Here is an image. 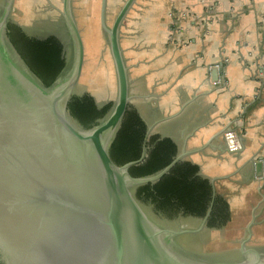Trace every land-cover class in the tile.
<instances>
[{"label": "water", "instance_id": "obj_1", "mask_svg": "<svg viewBox=\"0 0 264 264\" xmlns=\"http://www.w3.org/2000/svg\"><path fill=\"white\" fill-rule=\"evenodd\" d=\"M136 1L124 0L109 25L108 0H101L100 22L117 90L110 111L92 128H84L68 109L85 63L73 0H61L60 10L73 56L70 60L67 54V64L51 86L30 69L6 34L14 0L6 1L0 14V251L5 264H264V248L243 249L253 220L242 242L246 260L220 262L190 254L177 242L178 236L198 230H174L146 214L136 187L160 180L185 152L147 176H134L130 168L146 156L148 138L138 160L119 164L111 156V143L132 99L120 39ZM212 77L218 80L217 67ZM152 129L149 124L147 137ZM262 166L257 164L259 173ZM210 213L211 208L201 227Z\"/></svg>", "mask_w": 264, "mask_h": 264}, {"label": "crops", "instance_id": "obj_2", "mask_svg": "<svg viewBox=\"0 0 264 264\" xmlns=\"http://www.w3.org/2000/svg\"><path fill=\"white\" fill-rule=\"evenodd\" d=\"M120 42L130 105L151 134L171 137L214 180L231 216L264 221V0H137ZM229 128L239 151L227 147Z\"/></svg>", "mask_w": 264, "mask_h": 264}, {"label": "trees", "instance_id": "obj_3", "mask_svg": "<svg viewBox=\"0 0 264 264\" xmlns=\"http://www.w3.org/2000/svg\"><path fill=\"white\" fill-rule=\"evenodd\" d=\"M9 30L8 36L26 64L46 86H51L67 64V51L62 39L54 34L32 36L22 26L12 23ZM112 105L113 101L99 105L93 94L85 92L73 95L68 109L84 128H92L107 115ZM147 130V122L130 105L110 146L112 158L124 164L141 157L148 138L146 156L130 168L134 176H147L160 171L180 151L171 137L160 134L147 137ZM136 194L139 199L153 204L157 213L167 217L188 215L202 218L211 208L207 221L209 227H221L231 219L226 198L215 191L210 179L202 176L199 166L189 160L177 162L157 182L137 186Z\"/></svg>", "mask_w": 264, "mask_h": 264}, {"label": "rangeland", "instance_id": "obj_4", "mask_svg": "<svg viewBox=\"0 0 264 264\" xmlns=\"http://www.w3.org/2000/svg\"><path fill=\"white\" fill-rule=\"evenodd\" d=\"M123 1L108 0L109 25L112 24ZM13 4L11 21L17 22L27 30H33L32 32L44 35L58 34L67 43V54L70 60L72 59L69 33L60 12L61 0H14ZM5 6L6 0H0V12ZM73 10L85 44V63L76 92L91 93L100 104L113 101L116 97L117 80L108 40L101 27V0H73ZM140 201L144 211L154 222L174 230H198L178 236L177 242L190 254L220 262L245 261L247 256L241 252L242 242L249 235L248 226L252 220L262 223H254L251 226L252 236L245 242L243 249L264 248L263 216L252 219L251 210L233 211L234 215L221 227H201L203 217H167L157 213L153 204L142 199ZM4 255L0 251L1 260Z\"/></svg>", "mask_w": 264, "mask_h": 264}, {"label": "built area", "instance_id": "obj_5", "mask_svg": "<svg viewBox=\"0 0 264 264\" xmlns=\"http://www.w3.org/2000/svg\"><path fill=\"white\" fill-rule=\"evenodd\" d=\"M226 144L231 152H236L242 149L243 142L241 135L235 129L229 128L224 133Z\"/></svg>", "mask_w": 264, "mask_h": 264}, {"label": "flooded vegetation", "instance_id": "obj_6", "mask_svg": "<svg viewBox=\"0 0 264 264\" xmlns=\"http://www.w3.org/2000/svg\"><path fill=\"white\" fill-rule=\"evenodd\" d=\"M7 1V0H6ZM4 10V9H3ZM3 10L0 12V14L3 12ZM10 23H12V24H17V25H20V24H18L17 22H13V21H11V18L9 17V20L7 21V23H6V25H5V32H6V34L8 35V33H9V24ZM21 26V25H20ZM22 28L24 29V31H26L29 35H32V36H43V37H46V36H48V35H51V34H53V33H49V34H40V33H36V32H32L33 30H27L26 28H24L23 26H22ZM58 35V34H57ZM9 37V36H8ZM10 38V37H9ZM0 262H1V264H5L4 263V261L3 260H1L0 259Z\"/></svg>", "mask_w": 264, "mask_h": 264}]
</instances>
